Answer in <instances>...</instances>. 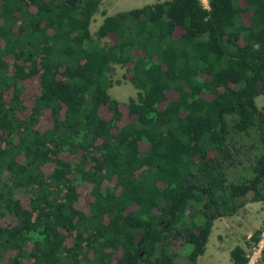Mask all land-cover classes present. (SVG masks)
I'll return each instance as SVG.
<instances>
[{
	"label": "trees",
	"instance_id": "1",
	"mask_svg": "<svg viewBox=\"0 0 264 264\" xmlns=\"http://www.w3.org/2000/svg\"><path fill=\"white\" fill-rule=\"evenodd\" d=\"M101 2L0 0V264H197L264 201V0H160L93 36Z\"/></svg>",
	"mask_w": 264,
	"mask_h": 264
},
{
	"label": "rangeland",
	"instance_id": "2",
	"mask_svg": "<svg viewBox=\"0 0 264 264\" xmlns=\"http://www.w3.org/2000/svg\"><path fill=\"white\" fill-rule=\"evenodd\" d=\"M160 0H102L98 11L94 14L90 24L93 36L105 15L114 14L117 11H125L140 7L145 4ZM207 6V0H202ZM105 39H102L104 42ZM125 68L114 64L112 79L114 85L108 92L114 99L127 101L130 97L136 98L138 90L123 77ZM258 107L264 109V94L256 97ZM252 194L248 193L243 207L231 215H224L214 220L211 232L206 243L204 253L197 258V264H232L230 250L235 245L245 247L249 256L247 264H262L260 262L259 248L264 244V234L256 246L246 244L248 237L256 229L264 225V201H251ZM174 264H186L185 252L178 253L174 257Z\"/></svg>",
	"mask_w": 264,
	"mask_h": 264
},
{
	"label": "built area",
	"instance_id": "3",
	"mask_svg": "<svg viewBox=\"0 0 264 264\" xmlns=\"http://www.w3.org/2000/svg\"><path fill=\"white\" fill-rule=\"evenodd\" d=\"M206 6V5H205ZM262 247V246H261ZM261 247L259 248V249H261ZM259 252H260V250H259Z\"/></svg>",
	"mask_w": 264,
	"mask_h": 264
},
{
	"label": "crops",
	"instance_id": "4",
	"mask_svg": "<svg viewBox=\"0 0 264 264\" xmlns=\"http://www.w3.org/2000/svg\"><path fill=\"white\" fill-rule=\"evenodd\" d=\"M121 11H122V10H121ZM117 12H119V11H117ZM117 12H115V13H117ZM115 13H114V14H115ZM109 15H110V14H109Z\"/></svg>",
	"mask_w": 264,
	"mask_h": 264
}]
</instances>
